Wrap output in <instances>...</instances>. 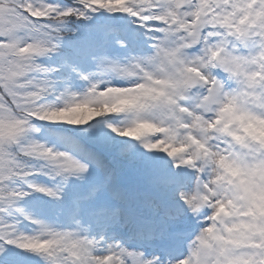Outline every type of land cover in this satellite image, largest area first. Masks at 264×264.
<instances>
[{
    "label": "snow or ice",
    "instance_id": "6c2138e0",
    "mask_svg": "<svg viewBox=\"0 0 264 264\" xmlns=\"http://www.w3.org/2000/svg\"><path fill=\"white\" fill-rule=\"evenodd\" d=\"M0 264H264V0H0Z\"/></svg>",
    "mask_w": 264,
    "mask_h": 264
}]
</instances>
